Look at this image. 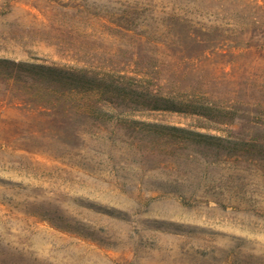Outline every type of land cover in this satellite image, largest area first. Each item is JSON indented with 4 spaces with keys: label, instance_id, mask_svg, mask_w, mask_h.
<instances>
[{
    "label": "rangeland",
    "instance_id": "rangeland-1",
    "mask_svg": "<svg viewBox=\"0 0 264 264\" xmlns=\"http://www.w3.org/2000/svg\"><path fill=\"white\" fill-rule=\"evenodd\" d=\"M0 58L212 107L55 115L3 73L0 264H264V0H0Z\"/></svg>",
    "mask_w": 264,
    "mask_h": 264
},
{
    "label": "trees",
    "instance_id": "trees-1",
    "mask_svg": "<svg viewBox=\"0 0 264 264\" xmlns=\"http://www.w3.org/2000/svg\"><path fill=\"white\" fill-rule=\"evenodd\" d=\"M3 73L6 74L3 76L5 85L15 88L18 99L55 115H76L86 120H107L108 117L112 121L117 119L118 122L123 121L126 124L141 122L128 114L123 116L125 118H120L124 113H119L116 100L143 103L152 109L204 115L212 110L211 106L194 99L180 100L152 91L143 93L123 82L125 77L116 78L111 73L100 75L86 68L0 58V76ZM147 124L165 138L182 137L205 147H217L224 141L218 135L184 127Z\"/></svg>",
    "mask_w": 264,
    "mask_h": 264
}]
</instances>
